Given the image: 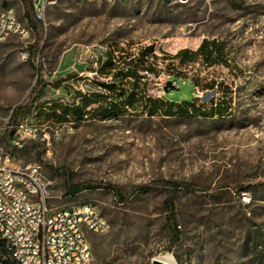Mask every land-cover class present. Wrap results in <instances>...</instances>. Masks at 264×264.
Here are the masks:
<instances>
[{
  "label": "rangeland",
  "instance_id": "374dc122",
  "mask_svg": "<svg viewBox=\"0 0 264 264\" xmlns=\"http://www.w3.org/2000/svg\"><path fill=\"white\" fill-rule=\"evenodd\" d=\"M3 3L25 11L22 0H0V9ZM42 23L38 61L21 58L35 44V33L0 43V148L17 165L42 167L52 206L99 207L109 229L88 234L94 264H153L166 253L177 264H259L264 256V0H64L47 9ZM204 38L223 43L228 65L169 59L182 48H198ZM150 46L154 53L145 61L157 76L146 77L149 94L191 99L206 110L226 102L224 115L91 116L59 135L56 124L48 125L49 143L41 132L22 148L12 146L2 128L32 97L15 123L44 124L46 110L39 108L47 103H73L103 91L97 80H111L98 77L109 52L116 50L124 63ZM76 63L87 69L79 71ZM173 79L177 89L168 95L164 86L168 80L176 84ZM67 177L75 184H113L128 199L121 202L103 187L66 194ZM162 179L190 182L193 190L173 192L155 183ZM142 185L147 189H139ZM170 197L178 238L166 204Z\"/></svg>",
  "mask_w": 264,
  "mask_h": 264
},
{
  "label": "built area",
  "instance_id": "2783aa9c",
  "mask_svg": "<svg viewBox=\"0 0 264 264\" xmlns=\"http://www.w3.org/2000/svg\"><path fill=\"white\" fill-rule=\"evenodd\" d=\"M5 1V0H4ZM33 0L35 16L44 20L48 8L64 0ZM130 4L138 0H105ZM34 30L25 17L11 5L0 9V43L13 36L30 38ZM24 60H37L28 48ZM48 123L19 121L11 126L10 143L22 148L29 141L47 137ZM60 131H72L74 123L56 124ZM10 127V128H8ZM50 183L37 163L17 165L9 152L0 148V264H94L89 233L102 234L109 225L99 207L91 202L65 207L52 206Z\"/></svg>",
  "mask_w": 264,
  "mask_h": 264
},
{
  "label": "trees",
  "instance_id": "16d2710c",
  "mask_svg": "<svg viewBox=\"0 0 264 264\" xmlns=\"http://www.w3.org/2000/svg\"><path fill=\"white\" fill-rule=\"evenodd\" d=\"M25 6V17L34 30L37 40L35 44L31 46V54L33 57L38 55L39 47L44 38V26L41 20L35 16L33 0H22ZM116 50L109 52L107 61L101 67V74L98 77L107 76L111 77L109 81L97 80L103 91L84 95L80 98L78 105L75 102L69 104L64 103H47L49 107H42L39 110H46L44 115L45 123L48 124H62L64 122H71L76 124L91 116H99L101 118H113L125 114L144 113L149 116L161 113L167 117H175L178 115L183 116H223L227 111L226 102L217 103L209 110L203 109L200 105L195 104L191 99L180 100L178 97H173L178 100H164L154 97L148 93L146 77L148 74L157 76L155 70L146 65L145 59H150V55L154 53L153 47L145 48L141 51L140 57L135 60H129L128 62L121 63L120 55H116ZM169 59H179L181 62H195L202 60L207 65L215 64H229L224 51L223 43L220 40L204 38L198 48H182L177 53L170 55ZM39 70L42 71V65H39ZM90 71V70H89ZM178 84V79H173ZM126 82L128 85L126 86ZM185 84V82H184ZM37 88L34 89V92ZM177 89V87L175 88ZM169 89L167 94L170 95ZM34 101L32 97L30 101L23 107L18 108L12 113L9 121V126L15 124L18 113L21 110L29 108ZM96 103L95 109H88L92 104ZM69 114V115H68ZM10 128V127H8ZM10 129L7 132V138L10 141L9 136ZM158 186L171 189L173 192L186 189L193 190V185L187 181L179 180H167L162 179L155 182ZM103 187L114 192L116 197L124 202L128 199V196L123 195L120 189L110 183L104 182H85L75 184L71 181L70 177L66 180V194L75 195L84 189H92ZM141 190H146L147 186L142 185L139 187ZM241 189H244L242 187ZM166 204L170 208V216L172 218V231L173 236L178 238L180 236V229L177 223H175V211L174 200L172 197L166 199ZM259 264H264V256H260L258 259Z\"/></svg>",
  "mask_w": 264,
  "mask_h": 264
},
{
  "label": "water",
  "instance_id": "95a60500",
  "mask_svg": "<svg viewBox=\"0 0 264 264\" xmlns=\"http://www.w3.org/2000/svg\"><path fill=\"white\" fill-rule=\"evenodd\" d=\"M75 67L79 71H84L87 69V64L86 63H76ZM176 87H177L176 84H174L172 80H168L164 86V90H165V92H167V91H169V89H175ZM153 264H169V263L163 262L160 259L155 258L153 261Z\"/></svg>",
  "mask_w": 264,
  "mask_h": 264
},
{
  "label": "bare ground",
  "instance_id": "6f19581e",
  "mask_svg": "<svg viewBox=\"0 0 264 264\" xmlns=\"http://www.w3.org/2000/svg\"><path fill=\"white\" fill-rule=\"evenodd\" d=\"M156 258L160 259L163 262L169 263V264H177V262L175 261L174 257L170 253L159 255Z\"/></svg>",
  "mask_w": 264,
  "mask_h": 264
},
{
  "label": "crops",
  "instance_id": "0c3cea01",
  "mask_svg": "<svg viewBox=\"0 0 264 264\" xmlns=\"http://www.w3.org/2000/svg\"><path fill=\"white\" fill-rule=\"evenodd\" d=\"M84 95H86V94H84ZM83 95V96H84ZM89 95V94H88ZM82 97V96H81ZM81 97H79V99L75 102V104L76 105H78L79 103H80V98ZM174 99H176V98H174ZM178 100V99H177ZM64 104H69V105H71V103H67V102H63ZM96 105V103H94V104H92L90 107H88V109H91L93 106H95ZM69 115V114H68Z\"/></svg>",
  "mask_w": 264,
  "mask_h": 264
}]
</instances>
